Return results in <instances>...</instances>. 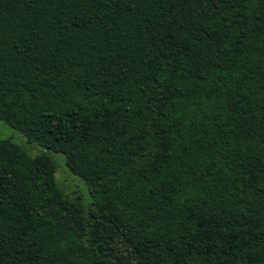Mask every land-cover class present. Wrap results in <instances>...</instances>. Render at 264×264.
<instances>
[{
  "label": "trees",
  "instance_id": "16d2710c",
  "mask_svg": "<svg viewBox=\"0 0 264 264\" xmlns=\"http://www.w3.org/2000/svg\"><path fill=\"white\" fill-rule=\"evenodd\" d=\"M0 120V264H264V0H0Z\"/></svg>",
  "mask_w": 264,
  "mask_h": 264
},
{
  "label": "rangeland",
  "instance_id": "374dc122",
  "mask_svg": "<svg viewBox=\"0 0 264 264\" xmlns=\"http://www.w3.org/2000/svg\"><path fill=\"white\" fill-rule=\"evenodd\" d=\"M3 138H8L14 143L22 145L27 149L28 153L32 155L43 151L40 147L34 144H26L24 137L17 130L8 126L0 120V139ZM27 145H32L34 147H26ZM49 154L55 164L56 180L58 184L63 188L65 193L70 196L78 193L79 197L84 203L89 202V196L83 181L68 172V170L65 168L62 154L59 152H49Z\"/></svg>",
  "mask_w": 264,
  "mask_h": 264
}]
</instances>
